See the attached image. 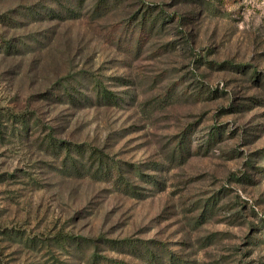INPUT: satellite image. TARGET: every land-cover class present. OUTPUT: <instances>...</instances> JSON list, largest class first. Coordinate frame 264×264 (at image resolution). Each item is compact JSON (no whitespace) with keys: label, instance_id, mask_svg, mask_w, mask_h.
I'll return each mask as SVG.
<instances>
[{"label":"rangeland","instance_id":"1","mask_svg":"<svg viewBox=\"0 0 264 264\" xmlns=\"http://www.w3.org/2000/svg\"><path fill=\"white\" fill-rule=\"evenodd\" d=\"M0 264H264V0H0Z\"/></svg>","mask_w":264,"mask_h":264}]
</instances>
